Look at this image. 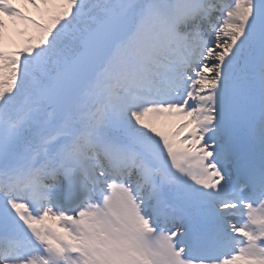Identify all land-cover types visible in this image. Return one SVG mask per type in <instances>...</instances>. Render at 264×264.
<instances>
[{
	"label": "snow or ice",
	"instance_id": "1",
	"mask_svg": "<svg viewBox=\"0 0 264 264\" xmlns=\"http://www.w3.org/2000/svg\"><path fill=\"white\" fill-rule=\"evenodd\" d=\"M0 264H264V0H0Z\"/></svg>",
	"mask_w": 264,
	"mask_h": 264
}]
</instances>
